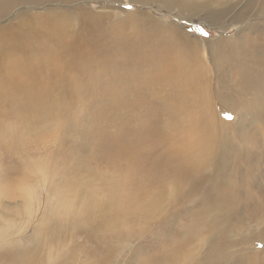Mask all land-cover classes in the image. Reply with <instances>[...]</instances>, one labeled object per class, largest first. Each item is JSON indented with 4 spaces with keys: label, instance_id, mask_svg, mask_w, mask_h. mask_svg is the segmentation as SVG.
Returning <instances> with one entry per match:
<instances>
[{
    "label": "bare ground",
    "instance_id": "1",
    "mask_svg": "<svg viewBox=\"0 0 264 264\" xmlns=\"http://www.w3.org/2000/svg\"><path fill=\"white\" fill-rule=\"evenodd\" d=\"M14 1L0 0V143L5 140L6 147L15 151L13 134L21 137L16 132L17 123L21 121L20 130L28 134L52 118L41 134L56 131L60 144L45 162L48 189L58 195L61 186L69 190V184L73 185L78 189V207L88 217H80L76 210L52 216L58 204L53 200L47 203L54 195L50 194L45 214L53 221V229L39 225L32 240V235L22 237L30 195L23 194L26 188L18 191L13 187L15 179H7L2 195L23 199L22 203H7L9 212L0 210V227L10 229L3 236L11 234L12 238L7 243L0 241V264H81L82 254L96 259L88 264L110 263L115 255L112 241L123 238L132 220L142 213L150 220H159L158 213L168 212L167 206L187 192L214 189L226 180L225 159L217 156L224 142L218 145L215 134L241 123L242 114L233 110V122L222 120L212 98L210 106V97L213 95L219 104L239 98L238 91L224 88V84L231 80L227 71L231 61L240 59L237 77L248 87H253L254 81L257 92H252V99L262 101L259 79L264 63L256 50L260 52L258 46H264V0H130L155 5L164 13L174 10L177 14L171 15L181 19L190 11L220 23L230 19L242 25L234 36L216 39L189 34L174 19L139 9H124V18L115 22L111 10L98 14L81 0L76 8L65 7L69 10L58 5L41 8L43 4L36 3L30 8H37V12L7 13ZM102 7L114 9L111 5ZM129 22L137 35L135 41L145 51L151 46L147 32L152 30L167 44V54L146 51L131 55L132 47L125 45L124 34L114 35ZM218 28L225 31L226 26ZM257 29L260 33L251 40L242 35H253ZM116 40L120 44H114ZM148 56L162 60L156 81L137 89L123 84L121 88L128 87L129 92L114 84L121 74L138 72L134 81L141 77L149 70ZM79 85L82 109L94 118L92 140L85 138L79 123L69 117L67 107L79 95L75 92ZM10 219L15 226H9ZM90 220L96 224L93 229L88 227ZM18 221L21 224L16 225ZM43 230L55 233L62 243L49 248ZM75 230H82L89 241L78 243L77 234L72 233Z\"/></svg>",
    "mask_w": 264,
    "mask_h": 264
},
{
    "label": "rangeland",
    "instance_id": "2",
    "mask_svg": "<svg viewBox=\"0 0 264 264\" xmlns=\"http://www.w3.org/2000/svg\"><path fill=\"white\" fill-rule=\"evenodd\" d=\"M77 1L80 0H29L28 2L15 0L7 13L26 9L27 11L37 12V8H30L32 4L36 3L39 6L43 4L41 8L46 9L48 7L54 8L56 5L64 8L66 6L73 7L74 5L75 7L73 8H76L78 7ZM81 1H83L82 4H86V6L90 7L89 9L98 12V14L111 10L110 12L113 15L111 19L115 22L124 18L122 11L127 9L124 5L130 3L132 4L131 10L139 9L148 11L157 17L164 16L171 21L174 19L173 21L183 26V30L187 33L198 35L204 39L213 37V39H216L220 35L223 37H232L237 32H240L242 28V25L234 23L237 21L230 20L229 18V21L220 23L218 19L217 21L211 20L213 17L208 18L206 14L196 15L195 12L188 11L184 14L186 16H182L184 19H181L177 15H171L173 12L177 14L174 10L171 13H168L169 11L164 13L158 10L155 5L143 6L142 4H135L130 0ZM230 3L227 2L226 4L229 5ZM107 5H111L114 9L111 7L101 9L104 8L102 6ZM66 10H69V8ZM218 26H226L225 31L220 30ZM196 29H203V32H207L208 35L205 36L202 32L196 31ZM260 30L257 29L253 35L246 33H242V35L251 40L252 37L260 33ZM138 31L140 33L142 32L141 30ZM121 34H124L122 36L124 37L125 45L128 44L132 47L130 49L131 55L139 52L146 53V51L150 54L158 52L162 56L167 54V44L160 35L154 34L152 30L151 33L147 32L148 36H150L151 46L146 51L135 41L137 35L131 22L117 29L114 35ZM114 44H120V40H116ZM258 47H260V52H258V49H252L256 50V54H259L258 56L263 57L262 63H264V46ZM238 64H242L240 59H233L231 61V66L227 70L231 76V80H229L230 82L228 81L227 86L224 84V88L231 87L235 92L238 91L241 94H239V98L236 101L226 99L223 104H219L214 96L211 95L209 102L210 106L211 102H214L217 114L224 121L233 122L236 119V112H239L240 115L242 114L241 123L234 127L227 126V131L217 133L218 136L215 134L218 145H222L224 142L222 145L223 150L217 156L221 160L225 159L224 163L226 164H224V168L226 170V180H223L214 189L201 188V191L193 190L190 193L187 192L177 202L167 206L169 209L168 212L165 214L163 212L158 213L160 215L159 220H150L144 213L138 219L132 220L131 225L124 230L123 238L112 241L113 253L115 255L112 258V262H106V264H264V73L262 72L264 71V65L260 68L263 74L262 79H259V87L262 88L261 94L263 95L261 97L262 101H260V98L252 99L256 91L254 88V86L256 87V83L252 81V84L255 85L248 87L244 81L241 83V80L237 77L239 76L238 71L240 68ZM146 65L149 70L136 81H134V77L138 75V72L121 74L117 77L114 84L120 89H126L129 92L128 87L121 88V86L123 84L127 86L132 85L133 89H137L138 87H143L148 83L156 81L162 60L149 57ZM235 86L238 88H235ZM81 90L82 88L79 85L75 90L79 95L68 104L67 108L69 110V117L75 123H79L81 134L85 138L92 140L90 133L94 126V118L92 115L85 114L82 109L81 100L84 99L81 98ZM256 104L259 106L257 107ZM233 110L236 112L234 113ZM30 112L29 115L32 116ZM226 114H230L233 118L231 120L226 119ZM12 121H15V119ZM20 122L17 123L18 127H16V132L21 137L17 138L16 134H13V138L17 143L16 150L12 151L11 148L6 147L7 142L5 140L0 143V210H5V205L9 202H21L23 199L22 197L9 199L2 195V189L8 186L6 183L7 179L13 178L15 179L14 184H16L13 187L18 191L26 188L23 190V194L30 195V202L24 209V211L28 212L24 214L27 217L25 222L28 223L22 231L21 236L28 237L32 235L30 239L32 240L39 225H43L44 229H53V221L45 213L46 196L50 194L55 195V192L48 189L50 187V181L47 177L45 162L49 158V152L59 148L60 144L56 141L58 135L56 131L51 132L49 130L47 135H41L46 130L47 124L52 123V118H48L47 121L39 123L28 131V134L26 131L20 130L22 125V122ZM223 126L225 127V125ZM108 127L110 129L113 128L111 126ZM235 127L239 129L237 130ZM230 128L231 130H229ZM227 160L229 161L227 162ZM19 166L22 167L19 168ZM4 175L6 178H4ZM25 175L29 177L27 178ZM22 179H24L22 181L23 183L20 182ZM69 186V190L61 186L58 195H52L48 200V204L51 200H53V204H58V208L53 207L52 216H61L63 213L75 212L76 210L80 217H88L78 207L76 192L78 189L71 184ZM68 201L72 202L71 205L68 208L60 209ZM163 202L167 204V198ZM5 211L9 212L8 209ZM7 223L9 226H15L13 219L8 220ZM18 224H21V222L18 221L16 225ZM88 227L91 229L95 228V222L90 220ZM9 231L10 229L7 227H0V241L7 243L12 239L9 236L11 234L3 236V233H9ZM72 233L74 236L77 234L76 240L78 243H87L89 241L87 235L82 233V230H75ZM41 234L46 237V245L49 248L53 249L62 243V239L53 232L43 230ZM98 239H101V235L98 236ZM80 258H82L79 261L81 264L96 261L93 258L88 259L83 254Z\"/></svg>",
    "mask_w": 264,
    "mask_h": 264
},
{
    "label": "snow or ice",
    "instance_id": "3",
    "mask_svg": "<svg viewBox=\"0 0 264 264\" xmlns=\"http://www.w3.org/2000/svg\"><path fill=\"white\" fill-rule=\"evenodd\" d=\"M124 7L129 9V10H131L132 4H130V3L129 4H125ZM196 31L202 32L205 36L208 35L207 32H203V29H196ZM232 118L233 117L230 114H226V119L231 120Z\"/></svg>",
    "mask_w": 264,
    "mask_h": 264
}]
</instances>
